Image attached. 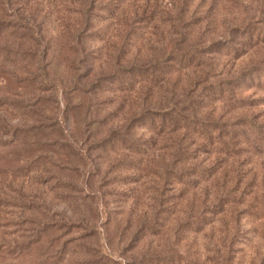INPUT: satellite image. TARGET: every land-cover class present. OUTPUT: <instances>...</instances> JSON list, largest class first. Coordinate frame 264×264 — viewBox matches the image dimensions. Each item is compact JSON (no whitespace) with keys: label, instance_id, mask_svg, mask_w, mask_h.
I'll list each match as a JSON object with an SVG mask.
<instances>
[{"label":"rangeland","instance_id":"1","mask_svg":"<svg viewBox=\"0 0 264 264\" xmlns=\"http://www.w3.org/2000/svg\"><path fill=\"white\" fill-rule=\"evenodd\" d=\"M0 264H264V0H0Z\"/></svg>","mask_w":264,"mask_h":264}]
</instances>
